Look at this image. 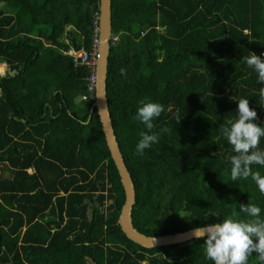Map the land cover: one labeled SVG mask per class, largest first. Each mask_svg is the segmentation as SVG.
<instances>
[{
	"label": "trees",
	"instance_id": "trees-1",
	"mask_svg": "<svg viewBox=\"0 0 264 264\" xmlns=\"http://www.w3.org/2000/svg\"><path fill=\"white\" fill-rule=\"evenodd\" d=\"M98 12L99 0H0V264H142L147 253V264H213L206 236L144 248L121 230L124 190L94 95L82 98L90 69L66 53L91 50ZM251 52L264 60V0H111L106 95L139 232L244 219L249 201L264 219L251 177L231 179L221 131L242 97L264 126V82L242 60ZM141 101L164 110L149 132L159 142L138 155Z\"/></svg>",
	"mask_w": 264,
	"mask_h": 264
},
{
	"label": "clouds",
	"instance_id": "clouds-1",
	"mask_svg": "<svg viewBox=\"0 0 264 264\" xmlns=\"http://www.w3.org/2000/svg\"><path fill=\"white\" fill-rule=\"evenodd\" d=\"M242 60L257 73V81L264 82V60L255 52L243 56ZM126 72V68L121 67L120 74L126 75ZM258 95L264 100V87L259 88ZM236 101V118L228 119L221 126L223 137L234 153L230 157L231 179L235 182L240 178L247 180L251 177L260 193L264 195V175L258 170L253 171L252 167H264V150L259 147L261 139L264 138V126L253 122L257 118V112L250 107L248 99L242 97ZM140 104L136 119L145 125L148 132L140 133L141 139L136 146V152L143 155L145 149L159 142V135L149 132L154 128L153 120L158 118L164 109L156 102L141 101ZM239 208V212L246 218L228 217L222 222L209 224L195 231L196 238L207 237L203 244L204 252L213 264H248V259L253 253H256L260 264H264V219L261 218V208L250 201L247 205L241 204ZM207 215L218 214L210 212Z\"/></svg>",
	"mask_w": 264,
	"mask_h": 264
},
{
	"label": "water",
	"instance_id": "water-1",
	"mask_svg": "<svg viewBox=\"0 0 264 264\" xmlns=\"http://www.w3.org/2000/svg\"><path fill=\"white\" fill-rule=\"evenodd\" d=\"M110 34L111 0H99V44L95 63L96 81L93 106L96 108L106 145L118 171L124 190L125 199L118 217V223L122 232L129 240L144 248H155L187 242L196 238L195 231L197 229L205 226L195 227L176 233L148 236L139 232L133 225L132 207L135 202V189L114 133L106 95V66Z\"/></svg>",
	"mask_w": 264,
	"mask_h": 264
},
{
	"label": "built area",
	"instance_id": "built-area-1",
	"mask_svg": "<svg viewBox=\"0 0 264 264\" xmlns=\"http://www.w3.org/2000/svg\"><path fill=\"white\" fill-rule=\"evenodd\" d=\"M98 44H99V12L96 14L93 20V39H92L91 50L84 52L81 50L75 51L69 48L66 51V53L72 58L74 65H83V66H87L90 69V73L87 77L88 94L83 96L82 97L83 99L94 95L93 93L95 90V81H96L95 63L97 57ZM0 70L4 71L2 75H4L8 70V67L5 62H0Z\"/></svg>",
	"mask_w": 264,
	"mask_h": 264
},
{
	"label": "flooded vegetation",
	"instance_id": "flooded-vegetation-1",
	"mask_svg": "<svg viewBox=\"0 0 264 264\" xmlns=\"http://www.w3.org/2000/svg\"><path fill=\"white\" fill-rule=\"evenodd\" d=\"M183 243H184V242H183ZM170 254H171V251H169V254H164L163 251H161V252H155V253H154V255H160V256H162V258H164V259L172 260V259L174 258V256H169ZM150 257H151V254L147 253V254H146V259H144V260L142 261V264H147V263H148L147 258H150Z\"/></svg>",
	"mask_w": 264,
	"mask_h": 264
},
{
	"label": "rangeland",
	"instance_id": "rangeland-1",
	"mask_svg": "<svg viewBox=\"0 0 264 264\" xmlns=\"http://www.w3.org/2000/svg\"><path fill=\"white\" fill-rule=\"evenodd\" d=\"M1 71V70H0ZM4 73V71L2 70L1 72H0V75H2Z\"/></svg>",
	"mask_w": 264,
	"mask_h": 264
}]
</instances>
